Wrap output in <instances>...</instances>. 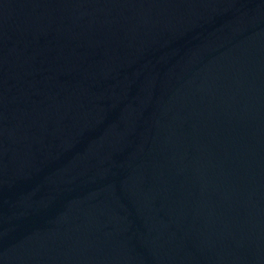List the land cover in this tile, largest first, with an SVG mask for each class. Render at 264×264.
Segmentation results:
<instances>
[{
    "label": "water",
    "instance_id": "water-1",
    "mask_svg": "<svg viewBox=\"0 0 264 264\" xmlns=\"http://www.w3.org/2000/svg\"><path fill=\"white\" fill-rule=\"evenodd\" d=\"M0 264H264V0H0Z\"/></svg>",
    "mask_w": 264,
    "mask_h": 264
}]
</instances>
